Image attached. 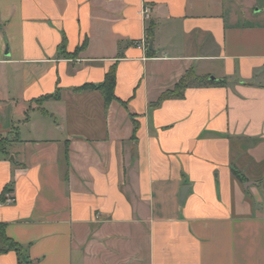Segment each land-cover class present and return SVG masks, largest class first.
<instances>
[{
    "label": "crops",
    "instance_id": "1",
    "mask_svg": "<svg viewBox=\"0 0 264 264\" xmlns=\"http://www.w3.org/2000/svg\"><path fill=\"white\" fill-rule=\"evenodd\" d=\"M189 70L225 85L153 107ZM5 139L31 264H264V0H0Z\"/></svg>",
    "mask_w": 264,
    "mask_h": 264
},
{
    "label": "trees",
    "instance_id": "2",
    "mask_svg": "<svg viewBox=\"0 0 264 264\" xmlns=\"http://www.w3.org/2000/svg\"><path fill=\"white\" fill-rule=\"evenodd\" d=\"M152 38V26L149 27L147 36L145 38V41L149 43ZM147 53L149 55H152L151 51L147 50ZM225 85V80H219V81H209L207 77H196L194 76L192 70L187 71V73L180 79V81L176 84L173 90L167 91L163 93L158 101L154 103L153 107H158L161 102L168 99H181L184 96L185 91L188 88L191 87H201V86H208V85ZM114 87H115V69L111 68L110 71L107 73L105 80L98 85H92V84H86L82 86L79 91H85V90H92V91H99L101 95L104 98V101L106 104L111 102L115 99L114 95ZM51 98V96L47 97ZM133 125H134V133L138 129V123L133 119ZM8 140H1L0 141V153L5 154V148L8 144ZM233 174L238 177V174L235 170H233ZM0 241L5 246V250H13L18 255V264H31L30 261L24 257L21 253V247L15 243H13L11 240H9L5 233H4V227L0 225Z\"/></svg>",
    "mask_w": 264,
    "mask_h": 264
},
{
    "label": "built area",
    "instance_id": "3",
    "mask_svg": "<svg viewBox=\"0 0 264 264\" xmlns=\"http://www.w3.org/2000/svg\"><path fill=\"white\" fill-rule=\"evenodd\" d=\"M148 10L145 8V13L147 12ZM137 47L143 49V50H146V41L145 40H142L140 41L139 43H137L136 45ZM13 202V200L9 197L6 198V200L4 202H0V206H3L4 204H11Z\"/></svg>",
    "mask_w": 264,
    "mask_h": 264
},
{
    "label": "water",
    "instance_id": "4",
    "mask_svg": "<svg viewBox=\"0 0 264 264\" xmlns=\"http://www.w3.org/2000/svg\"><path fill=\"white\" fill-rule=\"evenodd\" d=\"M148 51H153L152 49V43L150 42L149 45H148ZM211 80H214L213 78H211ZM185 189L182 191L181 195H180V203H183V200H184V196H185Z\"/></svg>",
    "mask_w": 264,
    "mask_h": 264
}]
</instances>
